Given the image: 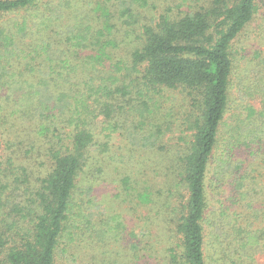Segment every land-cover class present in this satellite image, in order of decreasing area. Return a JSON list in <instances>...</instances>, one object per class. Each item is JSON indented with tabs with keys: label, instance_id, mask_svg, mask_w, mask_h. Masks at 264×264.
I'll use <instances>...</instances> for the list:
<instances>
[{
	"label": "trees",
	"instance_id": "trees-1",
	"mask_svg": "<svg viewBox=\"0 0 264 264\" xmlns=\"http://www.w3.org/2000/svg\"><path fill=\"white\" fill-rule=\"evenodd\" d=\"M261 5L0 0V137L24 119V156L45 159L39 176L17 161L23 141L7 139L11 152L0 153V264H107L91 250L125 226L118 213L105 220L92 197L89 176L101 170L93 154L125 123L136 146L166 150L171 125L151 102L169 91L186 101L174 133H187L170 159L175 187L156 202L164 264H264V54L248 57L243 46L250 29L264 39V24L253 27ZM129 33L133 45L118 57L116 37Z\"/></svg>",
	"mask_w": 264,
	"mask_h": 264
},
{
	"label": "rangeland",
	"instance_id": "rangeland-1",
	"mask_svg": "<svg viewBox=\"0 0 264 264\" xmlns=\"http://www.w3.org/2000/svg\"><path fill=\"white\" fill-rule=\"evenodd\" d=\"M154 1L159 5H165L172 0ZM261 1L260 10L264 13V0ZM161 9L163 8L152 9L150 14L143 11V20L141 19V21L147 20L149 16H156ZM263 24V20H258L255 21L253 27ZM253 31L250 29L248 38L243 43V46L246 47L244 53L248 57H251L258 49L264 54V39L254 38ZM257 32L263 34L261 28H258ZM129 34L125 38L116 37V48L113 49V52L119 53L118 57L125 58L133 45L136 33ZM1 95H5L4 90L0 91ZM151 108L153 115L158 118V122L162 117L169 126L171 125V132L161 140V145H164L166 150H162V147L151 150L136 146L129 134L134 130L128 128L129 123H125L113 132L109 150L96 151L93 154L94 159H99L98 164L101 166V170L95 171L92 176H89L90 184L93 186L92 197L99 204L100 213L105 220L106 217L118 213L125 226L118 241L112 242L106 248L94 247L91 250L97 255L99 262L105 261L107 264L114 262L116 264H164L163 256L167 253L169 240L162 231V228L164 229L162 225L166 224L160 221V215L157 214L164 209H159V204L156 202L157 197L165 193L163 188L166 191V189L170 190L175 187L172 183L174 169L170 166V159H173L172 151L177 147L178 137L180 135L185 137L187 133L186 131L174 133L178 123L182 122L184 117L186 101L176 91L160 92L154 96ZM16 120L18 122L10 126L6 136L0 137V142L4 146V150H0V153L2 156H7L11 152L7 139L15 138L16 141H23V147L15 149L17 161L25 163L31 171L40 176L45 159H31L23 154L26 148L24 145L28 141H32L28 133L31 130V125L29 122L28 124L21 122L24 119L17 118ZM126 178L130 179L128 183L124 182ZM138 192L150 193L151 200L140 203ZM168 212L166 220L169 224L171 211ZM132 231L137 235V237H132V241L138 240L139 245L144 248L139 254L129 251L128 235ZM88 250L90 249L85 248L84 252L87 253Z\"/></svg>",
	"mask_w": 264,
	"mask_h": 264
}]
</instances>
